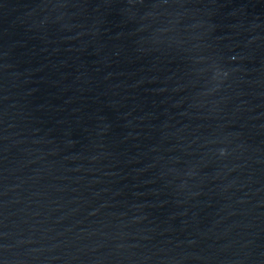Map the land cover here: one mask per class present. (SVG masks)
<instances>
[{
    "label": "water",
    "instance_id": "1",
    "mask_svg": "<svg viewBox=\"0 0 264 264\" xmlns=\"http://www.w3.org/2000/svg\"><path fill=\"white\" fill-rule=\"evenodd\" d=\"M0 264H264V0H0Z\"/></svg>",
    "mask_w": 264,
    "mask_h": 264
}]
</instances>
